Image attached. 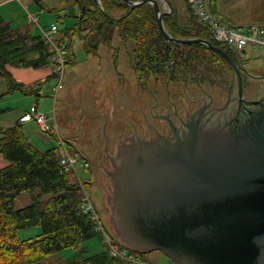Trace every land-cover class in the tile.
Segmentation results:
<instances>
[{"label": "water", "instance_id": "95a60500", "mask_svg": "<svg viewBox=\"0 0 264 264\" xmlns=\"http://www.w3.org/2000/svg\"><path fill=\"white\" fill-rule=\"evenodd\" d=\"M123 1L131 10L151 4L169 43L205 44L223 53L203 39L171 36L163 22L172 12L168 0ZM160 1L169 12L161 9ZM244 53L239 54L242 65ZM233 67L240 97L234 128L204 136L196 130L174 143L134 141L120 151L109 169L112 180L105 176L108 183L102 188L92 165L96 144L91 147L89 140L95 138L99 122L92 118L112 100L121 105L120 89L126 82L125 87L133 90L135 78L118 72L120 81L112 86L92 76L75 92L70 90L62 112L74 121L56 118L57 125L66 142L89 160L94 175L90 182L97 183L91 185L96 209L119 242L146 253L161 251L176 264H264V97L245 100L240 68L235 62ZM254 68L264 71L255 62ZM247 90L255 95L253 85ZM82 137L86 141L79 143ZM83 148L91 152L88 157L81 153ZM113 192L110 205L106 195Z\"/></svg>", "mask_w": 264, "mask_h": 264}, {"label": "trees", "instance_id": "16d2710c", "mask_svg": "<svg viewBox=\"0 0 264 264\" xmlns=\"http://www.w3.org/2000/svg\"><path fill=\"white\" fill-rule=\"evenodd\" d=\"M168 1L172 12L163 18V22L171 36L182 40L198 38L219 45L212 33L198 24L187 0L192 20L185 25L179 8ZM39 3L45 7L44 3ZM61 6V9L50 11L57 16L58 25L65 24V17L74 22L62 29L59 40L68 44L67 67L74 59L77 61L74 52L77 40L82 42L87 57H100L101 48L107 47L113 51L116 62L121 47H115V40L123 46L134 42V49L129 51L130 62L141 64L143 78L146 74L162 71L175 56L182 59L189 55L187 62H192L199 54L196 50L188 54L172 51L171 46L175 44L165 39L151 4L131 10L123 0H101V4L99 0H61ZM62 11L65 16L61 15ZM52 57L53 52L41 35L13 29L0 17V76L8 84L7 94H36L40 90L37 85L43 84L34 86L18 82L9 67H52ZM51 79L55 76H49L46 83ZM5 112L0 109V116ZM59 151L60 146L46 151L37 148L21 122L11 128L0 127V157L8 163L0 168V264H51L53 256L67 249L77 252L72 258L53 264H127L110 255L98 229L99 222L82 208V185L75 176L63 171ZM84 186L91 190V182H84ZM22 194L30 195L32 202L17 208L16 200ZM31 227H40L43 232L35 238L22 240L19 233ZM96 238L101 240L103 250L93 254L85 243ZM120 247L127 248L138 260L149 264L146 252L133 249L124 242Z\"/></svg>", "mask_w": 264, "mask_h": 264}, {"label": "flooded vegetation", "instance_id": "af4514ba", "mask_svg": "<svg viewBox=\"0 0 264 264\" xmlns=\"http://www.w3.org/2000/svg\"><path fill=\"white\" fill-rule=\"evenodd\" d=\"M212 46L221 49L225 55L205 44H175L171 46L175 54H188L192 50L199 54L192 62H187L189 55L182 59L175 56L162 71L146 74L145 78L141 64L130 62L129 68L135 78L133 90L126 88L124 82L119 92L121 105L112 100L102 113L92 118L99 121L98 128L95 138L88 140L91 147L96 144L93 149L96 160L92 165L99 173L96 181L101 188L108 183L104 178H110L109 169L113 170L120 151L134 141L174 143L196 130L201 135H215L221 128H227V131L234 128L240 97L233 62L241 71L245 100L264 97V71L254 68L252 56L244 54L242 65L240 51L223 43ZM249 85L255 88L254 96L247 93ZM110 108L114 110L110 111ZM84 113L89 116L85 109ZM84 139L80 138L79 143L85 142ZM81 153L87 156L91 152L84 149ZM99 158L101 163L97 161ZM96 181L94 179L93 184L97 185ZM112 187L114 190V183ZM113 195L114 192L106 195L110 205Z\"/></svg>", "mask_w": 264, "mask_h": 264}, {"label": "rangeland", "instance_id": "374dc122", "mask_svg": "<svg viewBox=\"0 0 264 264\" xmlns=\"http://www.w3.org/2000/svg\"><path fill=\"white\" fill-rule=\"evenodd\" d=\"M39 1L44 3L43 7ZM0 0V17L4 19L6 23H9L13 29L20 30L21 32L31 31L34 36L41 35V27L48 28L52 24L57 23V16L51 13V9H61V0ZM179 10L183 12L181 14L182 23L189 24L192 20V14L188 10L186 0H171ZM161 6H167L165 2L160 1ZM220 4L224 7L225 11L228 12L226 17L221 19L227 24H246L256 21H264V0H220ZM211 6V4H210ZM168 8V7H167ZM184 9V10H183ZM186 10V11H185ZM230 14H232L230 16ZM30 15L39 17V24L30 20ZM61 15L65 16V11L61 12ZM65 24H60V29L70 27L73 24L71 19L65 17ZM54 22V23H53ZM115 47H121L120 58L117 63V68L122 71L123 74L129 78H134L132 71L129 68L130 54L129 51L133 50L135 45L134 42L130 41L127 46H123L118 39L114 42ZM75 53L77 61L74 59L73 62L68 65L65 73V85L64 88L56 96L54 88L56 87L58 80L57 78L51 79L46 84L38 86L37 84L42 78L48 77L52 71L51 66L40 67V68H28L21 69L16 67H9L10 72L15 78H20L25 84L34 85L40 88L36 94H23L21 92H15L14 94H7L8 84L0 76V109L6 110V112L0 116V127L11 128L17 123L21 122L20 115L23 113L30 112L34 106L39 107L43 111L48 119L55 123L66 121V123L73 122V118L66 117L62 108L65 106V101L70 99V90L75 92L80 83L89 79L92 76H99L103 79L110 81L111 85L114 86L112 76L113 73V61L112 65L109 60L113 56V51L107 47H102L100 51V57L98 61L91 58L88 63L79 64V60L85 59L81 46L75 47ZM254 57L255 63L264 70V51L250 52ZM112 59V58H111ZM99 61H103L102 63ZM113 66V67H112ZM115 71V70H114ZM116 80V77L114 78ZM35 87L36 89H38ZM42 95V97L39 96ZM23 117V116H22ZM57 118V120H56ZM26 132L28 133L31 142L39 148L41 151H46L54 147L60 146V140L57 132L53 134H43L40 132L39 127L34 121L24 123ZM69 152L73 155H77L79 163L77 165V172L73 173V176L78 181L90 182L93 180L92 168L86 170L83 167L85 161H89L87 158L82 156L76 149L71 145H67ZM7 161L0 157V168L7 166ZM92 192V201L95 204V193L93 189L89 190ZM32 200L30 195L22 194L16 200V207L23 208L31 204ZM105 229L108 231L106 226ZM40 227H31L23 230L19 233V237L22 240L35 238L42 233ZM114 242L120 246L118 240L114 237ZM93 254L101 252L103 250L101 240L96 238L85 243ZM94 247H97L94 249ZM76 249H67L59 253L58 255L51 258V264L56 263L59 260L70 259L76 254ZM146 259L149 264H170L171 260L161 251L147 253Z\"/></svg>", "mask_w": 264, "mask_h": 264}, {"label": "built area", "instance_id": "2783aa9c", "mask_svg": "<svg viewBox=\"0 0 264 264\" xmlns=\"http://www.w3.org/2000/svg\"><path fill=\"white\" fill-rule=\"evenodd\" d=\"M135 1L138 2L139 0ZM187 2L190 5L198 24L210 31L216 42L227 44L228 46L239 51H264V24H226L217 18L213 13L209 0H187ZM30 20L36 24H39V17L35 15H30ZM59 32L60 28L57 24H52L49 28L41 27V35L53 52L52 74L58 80V83L54 88L56 96L64 88L66 66L68 62L66 55L68 45L67 43L59 42ZM39 95L42 97L41 94ZM21 119L22 122L34 121L38 125L40 132L43 134H50L54 130H57L59 133L56 122L52 123L48 119L47 115L38 107H32L31 111L25 114ZM61 144L62 148L59 151V156L63 171L65 173H76L78 175V158L68 152L63 139H61ZM83 167L88 170L89 164L84 163ZM81 185L84 193L82 197V208L86 213L92 214L93 220L99 222L98 229L102 232L104 244L107 246L110 255L115 258L123 259L127 264H144L142 261L138 260L135 255L127 248H122L117 245L114 242L111 234L105 231L93 204L91 193L85 188L82 182ZM171 264L176 263L172 262Z\"/></svg>", "mask_w": 264, "mask_h": 264}, {"label": "crops", "instance_id": "0c3cea01", "mask_svg": "<svg viewBox=\"0 0 264 264\" xmlns=\"http://www.w3.org/2000/svg\"><path fill=\"white\" fill-rule=\"evenodd\" d=\"M210 1V4H211V9H212V11H213V13L216 15V17L217 18H219L221 21H223L222 19H221V16L222 17H226L225 15L226 14H228V12H226L225 11V9H224V7L222 6V4H220V0H209ZM177 8H179L178 6H176ZM184 10V9H183ZM186 11V10H185ZM181 14H183V12H181ZM229 15V14H228ZM232 14H230V16H231ZM73 21V20H72ZM65 22H66V20H65ZM224 22V21H223ZM54 23V22H53ZM73 24H74V22H73ZM72 24V25H73ZM251 24H264V21H256V22H250V23H246V24H232V25H251ZM60 27V26H59ZM61 36H62V29L60 30V33L58 34V38L60 39L61 38ZM76 46H81V48L83 49V47H82V42L80 41V40H77L75 43H74V52H75V47ZM85 54V53H84ZM86 56V55H85ZM78 58V57H77ZM91 58H93L94 60H96V62L98 61V59L99 58H101V57H87L86 56V58L84 59L83 58V60H79L78 61V63L79 64H81V63H86L87 61H88V63L89 64H91L90 63V59ZM112 58V59H111ZM110 59H107V60H109V62H111V65H112V61H113V66H114V69H113V73L114 74H111L110 76H112V79H113V83H116L114 86H116L118 83H119V81H120V78H121V75L120 74H118V72H122V71H119L118 70V68H117V63L115 64V60H114V58L113 57H111ZM252 58H254V57H252ZM255 59V58H254ZM99 62H103V61H99ZM112 66V67H113ZM115 70V71H114ZM123 73V72H122ZM49 76H51V73H50V75ZM48 76V77H49ZM48 77H44V78H42L41 79V81H39V83H43V84H46V80H47V78ZM116 77V80L114 79ZM18 82H21V83H24L20 78H15ZM38 106V105H37ZM26 114V111H25V113H23L22 115H20V118H19V121H20V119L22 118V116H24ZM23 125H24V123H22ZM67 145H70L69 143H67ZM95 248H97V247H94V249ZM96 250V249H95Z\"/></svg>", "mask_w": 264, "mask_h": 264}]
</instances>
